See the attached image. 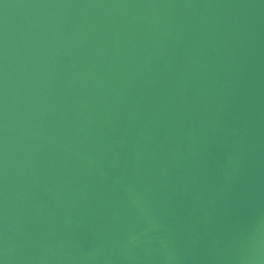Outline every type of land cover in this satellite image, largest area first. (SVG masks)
I'll list each match as a JSON object with an SVG mask.
<instances>
[{
  "label": "water",
  "instance_id": "95a60500",
  "mask_svg": "<svg viewBox=\"0 0 264 264\" xmlns=\"http://www.w3.org/2000/svg\"><path fill=\"white\" fill-rule=\"evenodd\" d=\"M0 264H264V0H0Z\"/></svg>",
  "mask_w": 264,
  "mask_h": 264
}]
</instances>
